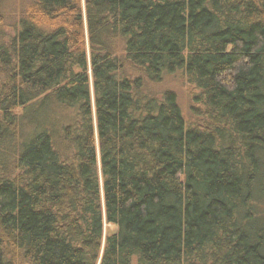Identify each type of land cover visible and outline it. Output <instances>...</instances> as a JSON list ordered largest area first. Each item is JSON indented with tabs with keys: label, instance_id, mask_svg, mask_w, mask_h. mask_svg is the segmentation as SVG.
<instances>
[{
	"label": "trees",
	"instance_id": "1",
	"mask_svg": "<svg viewBox=\"0 0 264 264\" xmlns=\"http://www.w3.org/2000/svg\"><path fill=\"white\" fill-rule=\"evenodd\" d=\"M7 1L0 264H264V0Z\"/></svg>",
	"mask_w": 264,
	"mask_h": 264
},
{
	"label": "rangeland",
	"instance_id": "2",
	"mask_svg": "<svg viewBox=\"0 0 264 264\" xmlns=\"http://www.w3.org/2000/svg\"><path fill=\"white\" fill-rule=\"evenodd\" d=\"M30 1L31 0H8L6 3V12L8 16L12 17L16 15L20 8H24L23 5H28V2ZM164 83L168 86L174 87L177 90L185 114L186 116L190 117L192 115V104L194 103L193 96L197 93L195 86L183 80L180 74L167 76ZM115 228L116 226L112 224H105V232H109Z\"/></svg>",
	"mask_w": 264,
	"mask_h": 264
}]
</instances>
